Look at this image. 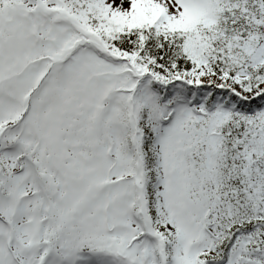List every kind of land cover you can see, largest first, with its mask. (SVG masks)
Wrapping results in <instances>:
<instances>
[{
	"label": "snow or ice",
	"instance_id": "snow-or-ice-1",
	"mask_svg": "<svg viewBox=\"0 0 264 264\" xmlns=\"http://www.w3.org/2000/svg\"><path fill=\"white\" fill-rule=\"evenodd\" d=\"M0 264H264V0H0Z\"/></svg>",
	"mask_w": 264,
	"mask_h": 264
}]
</instances>
